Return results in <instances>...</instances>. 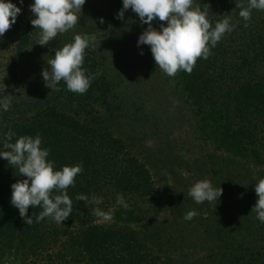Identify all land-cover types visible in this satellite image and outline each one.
Returning a JSON list of instances; mask_svg holds the SVG:
<instances>
[{"label": "trees", "instance_id": "trees-1", "mask_svg": "<svg viewBox=\"0 0 264 264\" xmlns=\"http://www.w3.org/2000/svg\"><path fill=\"white\" fill-rule=\"evenodd\" d=\"M236 3L247 7L248 0H194V5L207 9L213 27L227 16L233 30L215 47L209 45L212 54L206 60L199 58L191 74L180 71L173 79L189 100L196 117V130L206 141L232 156L249 158L260 164L264 150L256 142V127L264 125V11L253 9L251 20L247 22L249 26L245 28L246 22L239 16L241 9ZM95 5L93 14L100 16L105 12L106 16H102L110 18V9ZM128 10L133 16L134 29H128V24L121 20L112 26L125 43L132 41L130 45L134 42L138 46L139 37L148 25L142 24L139 16ZM161 23L157 19L152 26L160 30ZM163 23L166 26V22ZM120 25L124 26V31L119 29ZM86 33L83 27H74L64 35L74 38ZM31 37L30 33L24 35L23 45L29 44ZM145 49L151 50L148 45H139V50ZM137 51L130 52L129 56H135ZM24 53L21 47L9 65L11 81L18 77L17 68L24 67ZM97 60L91 52L85 51L86 75L100 73L85 94L68 91L63 81L57 85L60 91H52L43 83L45 89L38 91V95L12 100L10 109L3 111L6 124L3 141L8 131L15 133L13 143L21 136L35 138L39 134L41 147L50 150L47 159L55 162V170L81 164L83 171L77 175L75 186L67 190L73 201V210L67 220L61 224L49 218L36 222L42 209L30 207L28 216H32L33 223L27 225L19 210L10 203L11 186L27 177L19 176L16 169L0 157V264L8 259L21 262L26 255L37 254L60 234L66 238L64 248L67 251L63 256L76 253L75 259H81L77 260L79 264H156L153 256L156 247L161 245V238L155 228L150 230L152 225L143 217L146 203L157 201L152 195L156 187L151 169L134 153L127 138L113 129L111 122L114 121H110L113 116L108 119L104 113L112 110V114L118 116L125 110V101L115 81ZM234 184L238 192L248 190L241 193V198L247 207L254 206V199L258 197H253L252 188L245 180L239 175ZM104 193L108 200H115L111 211L114 224L95 223L96 217L91 211L100 208V204L86 205L76 199L78 194L91 200L93 196L101 198ZM118 195L137 201L132 205L128 203L129 210H125L116 203ZM239 218L241 216L236 215L231 219L224 240L217 250L211 251L213 259L208 264H251V261L264 264V246L256 247L246 232L241 240L234 237V228L245 226ZM71 229L78 231L74 233ZM167 259L164 264L201 263V260Z\"/></svg>", "mask_w": 264, "mask_h": 264}, {"label": "rangeland", "instance_id": "rangeland-1", "mask_svg": "<svg viewBox=\"0 0 264 264\" xmlns=\"http://www.w3.org/2000/svg\"><path fill=\"white\" fill-rule=\"evenodd\" d=\"M11 2L22 11L16 23L0 37V99L10 97L11 102H15L21 96L38 95V91L45 89L42 72L49 67L47 61L54 58L58 48L73 42L74 38L58 34L46 46L37 44L39 30L31 24L34 16L30 11L34 0ZM95 3L104 10L110 9V18L102 16H106L105 12L100 16L93 14ZM122 8L123 0H86L82 11L77 13L80 20L75 27H83L86 35L95 34L94 47L90 46L86 50L98 59L97 62L115 81L118 93L124 98L125 110L121 114L116 116L112 110H105L104 113L108 119L113 116L110 120L114 121L111 122L113 129L127 138L134 153L146 161L151 169L156 187L152 195L157 197V201L146 203L143 217L146 223L152 225L150 230L155 228L161 238V245L156 247L153 256L154 260L156 257V264H164L168 261L167 257L172 260H201L197 264H208L213 259L211 251L218 249L231 219L236 215L241 216L239 219L245 226L237 225L233 231L234 237L238 236L236 239L241 240L246 232L256 247H263L264 223L251 212L257 200L252 198L254 206L247 207L241 193L248 190L238 192L234 181L240 175L246 185L252 188L253 197H256L255 184L264 179V157L260 164H255L249 158L232 156L206 141L197 132L192 106L175 86L173 77L157 68L151 50H139L137 43L130 45L132 41L125 43L115 31V26L120 22L116 17ZM101 18L103 24L100 23ZM121 22L128 24V29H134L133 16L129 10L125 11ZM123 27L120 25L119 29L124 31ZM27 33L32 37L29 44L23 45ZM21 47L25 52L22 57L25 64L22 69L17 68L18 77L11 81L9 65L14 62ZM134 50L138 51L130 57V52ZM3 111L0 107V151L3 147L2 132L6 129ZM256 133V142L264 150L263 124H258ZM203 179L210 180L214 188L223 189L218 201L197 204L187 195L189 188ZM101 198L103 202L100 209L111 212L115 200H108L105 193ZM125 201L132 205L137 200L125 197ZM188 211H195L198 215L187 221L184 216ZM94 222L114 224L113 218L104 221L96 217ZM71 230L74 233L78 231ZM65 239L60 234L59 238L52 239L37 254H28L26 259L18 263L13 262L15 259H8L3 264H62L60 260L63 264H79L77 260L81 259H75L76 253L63 256L67 251L64 248Z\"/></svg>", "mask_w": 264, "mask_h": 264}, {"label": "clouds", "instance_id": "clouds-1", "mask_svg": "<svg viewBox=\"0 0 264 264\" xmlns=\"http://www.w3.org/2000/svg\"><path fill=\"white\" fill-rule=\"evenodd\" d=\"M85 2L86 0H34L30 11L34 16L31 24L39 30L36 43L46 46L58 34H65L73 29L80 20L77 13L82 11ZM236 7L241 9L239 16L246 22L244 27L247 28L252 10L264 11V0H248L247 7L242 3H236ZM128 9L139 16L142 24L148 25L139 37L138 46H150L157 68L169 77H175L180 71L191 74L199 58L206 60L212 54L209 45L215 47L226 33L233 30L227 16L213 27L208 19L207 9L202 10L200 5H194V0H123V8L116 18L123 20ZM21 11L11 0H0V37L16 23ZM157 19L162 22L160 30L152 26V22ZM163 22H166V26ZM100 23H104L103 18ZM95 41V34H77L73 42L58 48L54 58L47 61L49 67L42 72L45 86L52 91H60L57 85L63 81L68 91L85 94L91 81L100 75L99 72L86 75L87 69L83 67L85 50L90 46L94 47ZM10 106V97L0 99V107L4 111H8ZM14 136L12 131L6 133L0 157L7 160L19 176L27 178L11 186V205L19 210L27 225L33 223L32 216H28L30 207L42 209L36 222L49 218L57 224L63 223L73 210V201L67 190L75 186L77 175L83 171L82 165L64 166L61 170H55V162L47 159L50 150L41 147L39 134L35 138L21 136L13 143L11 141ZM255 193L258 199L251 212L264 223V179L255 184ZM222 194L223 189L214 188L207 179L195 182L187 193L197 204L216 202ZM76 199L84 201L86 205H99L103 202L102 198L93 196L89 200L82 194H78ZM116 203L129 210L130 206L123 195L117 196ZM91 215L104 221L113 218L110 211L105 212L98 207L91 211ZM197 215L195 211H188L184 219L190 221Z\"/></svg>", "mask_w": 264, "mask_h": 264}]
</instances>
